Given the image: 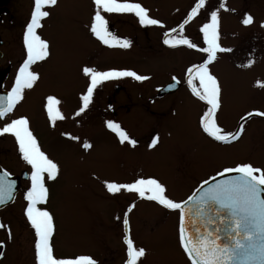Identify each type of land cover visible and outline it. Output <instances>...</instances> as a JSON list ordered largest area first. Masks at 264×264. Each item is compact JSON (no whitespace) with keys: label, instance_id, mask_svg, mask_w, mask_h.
<instances>
[{"label":"flooded vegetation","instance_id":"af4514ba","mask_svg":"<svg viewBox=\"0 0 264 264\" xmlns=\"http://www.w3.org/2000/svg\"><path fill=\"white\" fill-rule=\"evenodd\" d=\"M59 2L60 0H58V5L55 8L46 9L51 12V15L43 22L44 27L40 30L42 38L50 42V57L46 61L33 65V71L39 73L47 64L54 63L53 45L56 40V34L53 27L61 31L66 26H71V29L77 35L79 31L75 28L76 23L79 28L86 29L90 34L92 44L89 50L98 53H122L131 62L133 61L129 55H133L136 60L140 61L138 63L143 62L147 64L153 68L152 72H154V75L150 76L148 72L137 68L119 69L130 70L139 75L147 76L149 77L147 79L148 82L150 81V84L153 83L155 85L150 91L145 92L139 91L145 81H136L131 77L119 78L123 81L124 85L120 83L113 84L114 82L112 80L104 81L102 82L104 83L103 85L101 83L94 90L93 103L91 104L94 109H96L95 98L97 90L102 89L104 90V97L102 99L105 100L102 104L105 111L102 113L106 115L110 114L112 117L109 120L113 122L119 124V121H121V127L124 130H128L127 125L131 123V117L133 115L128 114L133 109L141 110L149 120H158L161 117L176 112L182 114H184L183 112L194 113L200 109L197 120L200 135L204 141L198 147H195L192 141L189 150L195 148V150L191 151L194 152V160L200 161L201 173L205 176L210 174L206 180H211L213 176H217V173L224 168L235 167L241 162H248L255 167L264 168L263 162L253 164V162L241 160L236 163L222 165L214 171L215 167L219 166L218 164L221 160L215 158L213 154V149H215V152L220 151L222 154H233L235 156L238 153H247L255 157L264 154V117L253 116L247 119V121L241 119V117L246 116L249 112H264V92L258 97H250V106L252 107L244 113H237L223 127L219 125L218 119L224 120L227 116H221L223 113L221 104V108L217 112L218 125L225 132H236L238 127L243 124L244 132L239 140L231 144L216 142L202 132L200 118L206 109V105L192 95L186 83V69L196 63L202 62L206 58L205 54L188 49L186 46L171 48L163 43L165 33L173 28L178 29L179 25L187 18L191 9L195 7L198 0H129V2L140 3L148 10L150 18L161 21L164 27L141 25L138 18L133 14H105L109 23V31L118 38L130 41L131 46L127 49L109 48L90 33L89 25L94 14L93 0L89 2L93 11L88 21H86L84 13L82 17L74 14L72 19L61 22L59 19V11L61 9ZM223 3L229 10L226 11L220 7L221 0H205V5L199 10L198 15L185 25L183 35L199 47H204L205 45L202 42V34L199 32V28L205 22L210 21L211 11L218 10L220 24H224L220 25V28L225 38L232 42V46L228 48L232 51L218 53L217 60L210 67L222 62V64L227 63L228 68L232 66L234 70L241 72L254 66V63H252L251 67L245 66L250 60L264 65V32L256 28L253 23L248 26L242 23L246 14H250L253 17V21L256 15L262 14L261 12H256V0H223ZM33 6L34 0H0V96H7L10 92L14 86L18 68L26 58L23 46V33L25 31V25L30 19ZM75 19H77L76 22ZM230 20H233V24L229 23ZM84 36L86 35L82 32L79 33V38ZM219 42L225 48L221 35ZM180 51H183L184 54H180V59H176L173 54ZM55 63H58V61ZM173 77L177 79L174 81ZM245 80L243 79L241 81L245 82ZM173 82L176 83L177 87L175 91L161 92V90ZM135 84L137 85L134 86ZM34 89L35 85L33 89L25 90L24 99L17 104L14 112L7 119H0V128L9 122L10 119L21 116L28 117L26 105ZM123 90L125 91L123 92ZM118 93H123L121 98H125L129 102L128 106L125 103L120 105L118 101L117 104L115 101H112ZM134 96H137V99H133ZM185 102L189 103L186 104ZM118 110H120V115L117 113ZM98 117H102L100 112H98ZM103 120L105 122L109 121ZM153 125L154 123L150 120L144 128H139L138 131L134 132L136 136L129 135L137 141L136 146L146 147L144 143L149 140H153L156 137L160 139L165 138V129L162 126L153 128ZM152 132L153 134L150 135ZM35 136L43 151L41 139L37 135ZM0 170L7 172L9 174L8 178L15 182L14 200L8 201L6 205H0V223L9 226L12 231V238L9 240L7 232L4 229H0V242H4L5 245L3 248H0V253L3 254L0 257V264H35L33 247L34 234L26 222L24 214L26 208L24 195L30 186V166L26 165L22 160L18 151V144L10 134L0 136ZM46 183L49 187V199L46 204H41L40 207L50 211L55 218L56 233L54 236V247L56 255L62 256L61 253L63 251L71 249L72 254L70 256L89 255L96 259L98 264H125L127 259L126 245L123 241L128 229H125L123 226V218L127 209L131 205H135L132 211L128 213V219L131 238L136 247L146 249V256L142 258V264H191L179 243L177 214L169 212L161 206L159 208L161 211L149 210L145 206L137 209L138 203L146 200L139 198L137 195L134 198L130 195L126 196V203L129 202L125 204L127 206L126 210L122 206H118V218L120 220L117 221V224L115 221L109 222L116 225L114 227L115 232L113 233H116L114 238L111 233L112 231L106 230L105 236L96 235L89 238L87 243H82L83 246H81H86L87 251L81 252L78 241L75 238L62 236L61 226L58 220L61 204H59V199H54L51 181H46Z\"/></svg>","mask_w":264,"mask_h":264},{"label":"snow or ice","instance_id":"6c2138e0","mask_svg":"<svg viewBox=\"0 0 264 264\" xmlns=\"http://www.w3.org/2000/svg\"><path fill=\"white\" fill-rule=\"evenodd\" d=\"M93 4L94 14L89 31L109 48L127 49L131 43L109 31L105 14H133L141 25L164 27L161 21L150 18L148 10L140 3L129 0H93ZM57 5L58 0H34L30 19L23 33L26 58L18 68L10 92L7 96H0V119H7L17 104L24 99L25 90L33 89L40 79L39 73L33 71L32 66L50 57V42L42 38L40 30L44 27L43 22L51 15L46 9L55 8ZM204 5L205 0H198L179 28H173L165 33L163 43L171 48L186 46L205 54L206 58L202 62L186 69V83L192 95L206 105L200 118L202 132L216 142L231 144L240 139L244 127L241 124L236 132H225L217 123V112L222 104V86L211 72L210 65L217 60L218 53L232 51L222 47L219 42V11H211L210 21L199 28L204 47H199L183 35L185 25L198 15ZM220 7L229 10L223 0ZM242 23L245 26L251 25L253 17L246 14ZM261 26L264 27V24ZM252 63L254 61L250 60L245 66L251 67ZM82 71L89 82L85 93L80 97L82 103L75 113L76 116H80L89 108L94 90L102 82L121 77H131L140 82L149 79L130 70L97 71L86 66ZM176 79L173 77L174 81ZM258 86L264 88V83L258 82ZM60 104L61 101L53 95L45 98L44 110L53 127L57 121L66 119L60 110ZM253 116L264 117V112H249L241 119L247 121ZM106 127L115 134L120 144L136 146L137 141L132 139L120 124L109 120ZM4 134L14 137L22 160L30 166V186L24 195L26 201L24 214L34 234L35 264H98V261L89 255H56L55 218L50 211L41 208L40 205L46 204L49 199L46 181H56L61 170L59 164L41 150L38 139L30 128L28 117L10 119L0 128V136ZM64 135L79 142V137L70 133ZM158 140V137L154 138L150 147H155ZM82 147L88 150L92 145L85 141ZM8 177L7 172L0 170V205H6L8 201L14 200L15 182ZM105 188L109 195L118 196L122 192L136 194L141 199L155 202L165 210L176 213L179 243L191 264H264V168L255 167L248 162L226 167L211 180L203 181L192 195L181 201L170 198L167 186L153 177L137 178L131 183L105 182ZM133 207L135 205L127 209L123 218V226L128 229L123 241L126 245L125 264H142L146 249L137 248L130 233L128 213ZM221 225L224 226V235H221ZM0 229L7 232L9 240L12 238L9 226L0 223ZM225 240L228 242L225 243ZM4 246V242H0V248ZM2 255L0 253V257Z\"/></svg>","mask_w":264,"mask_h":264},{"label":"rangeland","instance_id":"374dc122","mask_svg":"<svg viewBox=\"0 0 264 264\" xmlns=\"http://www.w3.org/2000/svg\"><path fill=\"white\" fill-rule=\"evenodd\" d=\"M89 2L90 0H60V21L66 22L72 19L74 14L82 17L84 13L88 21L93 11ZM255 6L256 12L262 14L255 16L253 24L264 32V27L261 26L264 24V0H256ZM229 23L233 24V20ZM75 28L79 31L77 35L71 26H66L61 31L53 27L56 34L53 45L54 63L47 64L39 72L40 79L31 92L26 111L33 134L42 141L43 151L60 166V175L56 181H51V186L54 199H59L61 204L58 220L62 236L75 238L78 241L79 250L86 252V246H82L89 238L96 235L105 236L106 230L112 231L114 238L116 225L109 222L115 221L117 224L120 220L118 206L127 209L125 205L129 203H126L127 195L136 197V194L127 192H122L118 196L109 195L105 182L131 183L137 178L153 177L167 186V194L170 198L181 201L192 195L210 174L205 176L201 173L200 161L194 160V152L191 151L195 148L189 150L192 141L195 147L201 146L204 141L200 135L197 120L200 109L194 113L176 112L158 120L150 119L154 123L153 128L162 126L166 132L165 138H159L155 147H150L152 140L144 143L146 147H132L127 143L123 145L119 143L118 138L107 129L106 122L103 120H109L112 116L102 113L105 111L102 106L105 101L102 99L104 97L102 89L97 90L96 109L91 105L92 99V103L84 113L80 116L75 115L81 107L80 97L85 93L89 82L83 75L84 67H92L97 71L137 68L148 72L150 76L154 75L152 67L143 62L138 63L140 61L133 55L128 54L133 61L131 62L122 53H98L89 50L92 44L90 34L86 29L79 28L76 23ZM80 32L86 36L79 38ZM219 34L225 48L232 46V42L225 38L221 28ZM93 52L94 54L91 55ZM180 54L184 52L180 51L173 55L176 59H180ZM57 61L58 63H55ZM210 70L222 86L223 113L221 116L227 117L224 120L218 119V123L223 127L237 113H244L252 107L250 97H258L264 92V88L258 86V82L264 83V65L255 61L250 69L237 72L232 66L228 68L227 63L219 62L210 67ZM243 79H246L245 82L241 81ZM112 81L113 84L124 85L119 78ZM154 85L145 80L139 91H150ZM130 88L128 89L131 90ZM122 94L118 93L112 101L116 104L118 101L120 105L125 103L128 106L129 102L121 98ZM49 95L61 101L59 107L66 118L63 121H57L54 127L50 125L44 110L45 98ZM134 98L137 99V96ZM98 112L102 117H98ZM117 113L120 115V110ZM128 115H133L131 123L127 125L128 130L126 129L129 135L136 136L134 132L144 128L150 122L141 110L133 109ZM64 133L79 137V142L68 139ZM152 134L153 132L150 133ZM85 141L91 143V149L85 150L82 147ZM213 154L215 158L221 160L214 171L222 165L241 160L253 162V164L264 163V154L255 157L247 153H238L235 156L222 154L220 151L215 152V149ZM138 204L137 209L145 206L149 210L161 211L160 206L155 202L144 200ZM61 254L70 256L72 250L68 249Z\"/></svg>","mask_w":264,"mask_h":264},{"label":"water","instance_id":"95a60500","mask_svg":"<svg viewBox=\"0 0 264 264\" xmlns=\"http://www.w3.org/2000/svg\"><path fill=\"white\" fill-rule=\"evenodd\" d=\"M176 89H177V87H176V83L173 82V83L169 84L165 89L161 90V92L175 91ZM217 179H219V178H217ZM220 227H221V229H222V231H221V235H224V232H223V228H224V226L221 225ZM224 242L227 243L228 241L225 240Z\"/></svg>","mask_w":264,"mask_h":264}]
</instances>
